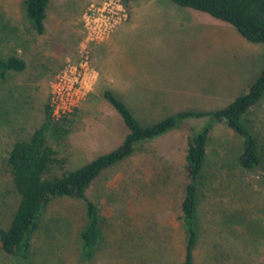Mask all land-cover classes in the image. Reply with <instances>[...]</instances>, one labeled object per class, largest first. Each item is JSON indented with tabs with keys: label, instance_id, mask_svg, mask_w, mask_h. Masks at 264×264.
Returning a JSON list of instances; mask_svg holds the SVG:
<instances>
[{
	"label": "rangeland",
	"instance_id": "1",
	"mask_svg": "<svg viewBox=\"0 0 264 264\" xmlns=\"http://www.w3.org/2000/svg\"><path fill=\"white\" fill-rule=\"evenodd\" d=\"M90 1L51 0L45 32L37 34L23 0H0V38L14 41L12 53L25 59L22 71L6 72L0 79V227L8 224L17 201L5 158L12 143L27 139L42 121L57 71L78 60L80 14ZM123 3L128 17L114 30L124 27L117 40L101 47L113 32L90 45L82 98L63 115L68 132L57 141L48 138L57 160L51 170L55 174L80 167L123 138L126 128L103 99L104 89L147 125L181 110L225 106L247 90L264 64V42H249L204 12L170 0ZM6 53L0 45V55ZM246 118L264 159V94ZM204 121L188 119L139 142L132 155L91 181L85 193L97 208L99 224L91 260H81L78 252L83 203L54 197L41 212L27 257L0 249V264H182L184 155L188 138ZM240 145L224 122L213 123L197 182L193 264H264V167L240 169ZM234 211L256 221L261 237L243 224H222L225 214Z\"/></svg>",
	"mask_w": 264,
	"mask_h": 264
},
{
	"label": "trees",
	"instance_id": "2",
	"mask_svg": "<svg viewBox=\"0 0 264 264\" xmlns=\"http://www.w3.org/2000/svg\"><path fill=\"white\" fill-rule=\"evenodd\" d=\"M180 7L204 12L230 24L245 40L264 42V0H170ZM48 0H23L27 21L37 34L43 32V20ZM25 68L20 56H0V79L6 72H19ZM264 94V64L247 90L225 106L215 110H181L153 123L142 125L128 107L110 90L102 91L103 99L117 112L126 132L120 143L89 162L70 171L53 173L57 161L48 138L60 140L69 130L68 120L54 118L48 104L44 105L43 119L27 139L14 141L5 158V165L17 201L6 227H0V249L8 254L26 258L31 237L38 228L39 217L46 204L54 197H67L83 203L85 222L78 232V252L83 261L93 258L99 241L98 212L95 204L86 196L91 181L103 170L133 154L135 146L152 139L188 119L205 120L187 141L184 155V187L180 201V220L185 231L184 260L193 264L192 250L197 240L195 210L197 182L206 161V145L214 122L222 121L241 140L236 163L242 170L264 167L260 146L246 114ZM248 221V222H247ZM243 224L254 237H261V227L244 214L234 211L225 214L222 224ZM260 235V236H257Z\"/></svg>",
	"mask_w": 264,
	"mask_h": 264
},
{
	"label": "built area",
	"instance_id": "3",
	"mask_svg": "<svg viewBox=\"0 0 264 264\" xmlns=\"http://www.w3.org/2000/svg\"><path fill=\"white\" fill-rule=\"evenodd\" d=\"M127 17L123 0H92L86 4L80 14L82 34L78 60L63 65L50 83L49 107L54 118L71 112L82 98L84 79L89 71L90 45L111 36Z\"/></svg>",
	"mask_w": 264,
	"mask_h": 264
},
{
	"label": "crops",
	"instance_id": "4",
	"mask_svg": "<svg viewBox=\"0 0 264 264\" xmlns=\"http://www.w3.org/2000/svg\"><path fill=\"white\" fill-rule=\"evenodd\" d=\"M51 0H48L47 2V5H46V8H45V17H44V20H43V32H45V28H46V20H47V7L49 6ZM57 29L59 28V25H56ZM124 27L123 26H120L115 32L114 34L104 43L101 45V47L104 45H109V43L111 44L112 42L116 41L117 40V35L119 33H121V31H123ZM42 32V33H43ZM25 43V42H24ZM0 45H3L4 46V52H8L6 53V55H2V57H6L7 55L9 54H15V53H12L13 52V48L14 46H16V43L12 40H9V38L7 36H1L0 38ZM8 50V51H7ZM10 52V53H9ZM17 56H20L21 58L24 59V57L21 56V54H15ZM1 56V55H0ZM94 58H96V55L94 54ZM25 60V59H24ZM95 60V59H94Z\"/></svg>",
	"mask_w": 264,
	"mask_h": 264
}]
</instances>
